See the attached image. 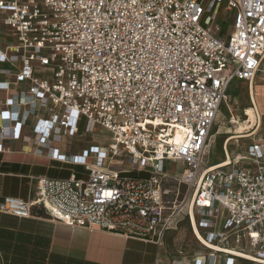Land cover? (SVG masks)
I'll return each instance as SVG.
<instances>
[{
    "label": "built area",
    "instance_id": "obj_1",
    "mask_svg": "<svg viewBox=\"0 0 264 264\" xmlns=\"http://www.w3.org/2000/svg\"><path fill=\"white\" fill-rule=\"evenodd\" d=\"M0 22L17 37L0 61L21 62L15 79L27 84L0 102L15 122L0 127V151L19 137L21 115L47 108L36 125L41 144L87 171L37 175L31 198L5 196L0 211L33 217L39 207L69 226L158 244L187 215L214 252L174 264H264V113L252 89L264 78V0H0ZM234 80L249 81L256 120L245 107L231 122H246L236 139L251 142L235 154L226 143V159L208 165L211 128ZM81 123L91 134L106 129L109 143L65 155L47 144ZM123 156L129 164L112 168ZM168 161L181 165L173 201ZM231 243L240 254L226 250Z\"/></svg>",
    "mask_w": 264,
    "mask_h": 264
},
{
    "label": "crops",
    "instance_id": "obj_2",
    "mask_svg": "<svg viewBox=\"0 0 264 264\" xmlns=\"http://www.w3.org/2000/svg\"><path fill=\"white\" fill-rule=\"evenodd\" d=\"M16 42V35L0 22V49L6 51L9 45ZM19 67L21 62L12 64L0 61L1 103L26 87L25 82L17 83L15 79L14 73L21 69ZM37 74L47 76L48 72L37 70ZM2 82H9L8 87L2 86ZM256 87L257 79L255 86L252 85L257 99ZM26 108L29 106H24L22 112ZM49 116L47 108L39 107L26 118L21 115L23 123L19 137L2 141L0 202L8 195L31 198L35 189L34 177L37 175L68 177L73 172L81 175L84 173L83 165L54 158L49 148L41 144L42 135L36 131V125L39 119ZM14 123V119H4L0 114V127ZM87 134L83 129L75 135L64 134L60 140L50 138L46 142L49 146L58 148L62 154H80L92 144L87 142ZM215 163L218 162L212 164ZM189 222L197 238L196 245L187 242L185 228L169 230L163 242L158 244L116 232L69 226L51 220L47 212L39 207H34L33 217L0 211V264H174L193 261L197 257L213 253L211 248L200 242L190 219ZM223 261L221 264H224Z\"/></svg>",
    "mask_w": 264,
    "mask_h": 264
},
{
    "label": "rangeland",
    "instance_id": "obj_3",
    "mask_svg": "<svg viewBox=\"0 0 264 264\" xmlns=\"http://www.w3.org/2000/svg\"><path fill=\"white\" fill-rule=\"evenodd\" d=\"M227 31V30H226ZM264 78L262 76L257 77V101L259 104V107L261 111L264 113ZM249 81L247 80H234V82L231 84L229 90H228V98L226 101L223 102L220 111L217 115V118L215 122L212 125L209 140H208V146H207V152L205 156V162L206 164H212L213 162H219L226 159L225 157V144L227 143V139H229L234 133L241 132L240 130H235V126L237 123L231 122V116L232 114H238L243 119L245 117L244 115V108L248 107V113L250 115V119L252 122L254 121L255 115L251 108V101L249 98ZM242 121V120H240ZM243 122V121H242ZM247 127V123L245 128ZM85 128V124L81 123L79 130H82ZM78 130V133H79ZM262 135H264V131L262 132ZM111 139L110 133L101 127L95 128L94 132L87 134V142L89 144H107L109 143ZM73 141V140H72ZM251 142V139H231L228 142V149L232 151V153H236L237 151H241L243 149L244 144H248ZM91 144V145H92ZM74 153V152H73ZM77 153V152H76ZM75 153V154H76ZM129 158L123 156L118 157L115 160L112 161L111 167L112 168H122L123 166H126L129 164ZM172 162L168 163L166 162V171L168 173L166 186L170 188L172 191L168 195V199L174 200L175 194L174 191L177 187V184L175 183V180L173 177V173L175 172H181V165H177L179 163ZM173 164V166H172ZM180 167V168H179ZM84 169V168H83ZM177 170V171H176ZM139 176H147V173H136ZM84 176H87V171L85 170L82 174ZM176 227H179L180 229H186L187 232V242L193 243V245L198 244L197 238L192 232L189 217L187 215H180L179 221L176 224ZM175 227V228H176ZM199 242V241H198ZM190 248V246H188ZM224 257V256H223ZM239 261V259H238Z\"/></svg>",
    "mask_w": 264,
    "mask_h": 264
},
{
    "label": "bare ground",
    "instance_id": "obj_4",
    "mask_svg": "<svg viewBox=\"0 0 264 264\" xmlns=\"http://www.w3.org/2000/svg\"><path fill=\"white\" fill-rule=\"evenodd\" d=\"M253 83H254V82H253ZM252 85H254V84H252ZM251 108H252V110H253V112H254V115H255V111H254V109H253L252 106H251ZM254 120H256V115H255V119H254ZM245 126H246V122H242V121L239 120L238 123H237L236 126H235V130H240L241 132H238V133H242L243 130L245 129ZM238 136H239V135H236V133H234V134L228 139V142H229L231 139H235V138H237ZM62 155H65V154H62ZM195 230H196V233L198 234V236H199L202 240H204L207 244L211 245L210 242L206 241V240L203 238V236H202L201 233L199 232L197 226H195ZM194 234H195V233H194ZM214 248H218V249H219V246L216 245V244H214ZM226 250H227L228 252L232 253V254H240V251H238L237 249H234V248H227Z\"/></svg>",
    "mask_w": 264,
    "mask_h": 264
},
{
    "label": "trees",
    "instance_id": "obj_5",
    "mask_svg": "<svg viewBox=\"0 0 264 264\" xmlns=\"http://www.w3.org/2000/svg\"><path fill=\"white\" fill-rule=\"evenodd\" d=\"M136 173H138V172H135V171H134V172H132V174H133V175H137ZM140 173H142V172H140ZM144 173H145V172H144ZM78 176H83V175H81V174H78ZM141 176H142V175H141Z\"/></svg>",
    "mask_w": 264,
    "mask_h": 264
}]
</instances>
